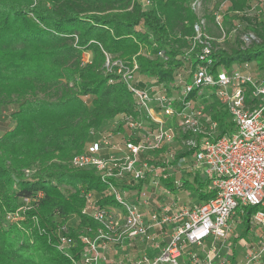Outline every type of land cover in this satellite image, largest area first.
I'll return each instance as SVG.
<instances>
[{"label":"trees","instance_id":"trees-1","mask_svg":"<svg viewBox=\"0 0 264 264\" xmlns=\"http://www.w3.org/2000/svg\"><path fill=\"white\" fill-rule=\"evenodd\" d=\"M145 1L0 0V264H76L85 246L81 235L93 236L98 227L82 213L84 193L96 191L98 204H113L101 196L106 184L94 169L69 164L97 138L92 131L135 113L132 93L108 70V57L136 61L141 87L149 80L173 84L179 70H187L189 80L198 51L189 48L199 21L190 0ZM252 1L230 0L227 13L238 16ZM252 32L261 44L216 49L211 70L251 63L263 71L264 33ZM208 109L220 134L233 130L218 99ZM191 183L198 201L214 196L199 178ZM25 198L33 200L26 204ZM254 211L247 207L242 218L248 228ZM71 218L76 223L69 224ZM63 236L74 240L68 252L59 248ZM180 264L189 263L183 258Z\"/></svg>","mask_w":264,"mask_h":264},{"label":"built area","instance_id":"built-area-1","mask_svg":"<svg viewBox=\"0 0 264 264\" xmlns=\"http://www.w3.org/2000/svg\"><path fill=\"white\" fill-rule=\"evenodd\" d=\"M222 16L218 10L214 19L223 31ZM195 31L189 51L198 49L197 63L187 82L181 76L177 84L141 87L136 61L114 64L107 58L132 93L135 113L119 114L110 128L92 131L97 138L69 161L75 169H94L106 184L101 196L113 200L101 206L98 192L84 193L82 213L98 227L93 236L81 235L85 246L76 264H180L185 253L189 264H253L264 256V234L241 262L223 256L217 244L231 238V219L242 220L247 207H255L251 223L264 227V79L238 67L211 70L212 37L201 21ZM209 97L227 109L233 130L220 134ZM194 177L214 196L182 200L180 193L190 195L184 181ZM137 242L145 245L143 253L125 260L112 256V250ZM72 245L73 238L63 236L59 248L68 252Z\"/></svg>","mask_w":264,"mask_h":264},{"label":"rangeland","instance_id":"rangeland-1","mask_svg":"<svg viewBox=\"0 0 264 264\" xmlns=\"http://www.w3.org/2000/svg\"><path fill=\"white\" fill-rule=\"evenodd\" d=\"M194 0H190V5ZM224 2H229L227 0H199V3L193 8V11L198 15L199 21L203 23V32H206L209 36L212 37L213 44L216 49H223L227 51H231L232 48L237 46L241 48H246L249 46H253L256 44H261V40L252 32V27L261 29V32L264 33V0H253L250 6L245 10L244 13H240L238 16H235L237 13H227V7L220 9V5ZM220 10L222 16V26L223 31L218 27L216 20L213 19L212 22L208 19V16L214 17L215 12ZM228 15L229 18L227 22H225V15ZM247 17L250 19V24L243 20L242 17ZM198 21V22H199ZM197 23V22H196ZM205 24V25H204ZM260 24L262 25L260 27ZM92 58V52L87 51L84 54V60L89 61ZM119 59L114 60L117 61ZM238 67L240 69H245L247 71L252 72V74L259 79H264V70H260L257 66L251 63L237 64L234 63L231 65V68ZM108 70L113 72L112 68L108 67ZM187 73V70L181 72L180 70L176 73L173 84H177L180 77ZM149 82L154 83L153 80H149ZM158 87H161L162 84H156ZM170 85V84H169ZM211 89L206 88V93H209ZM212 98L209 97V103L212 101ZM199 100L194 101V104H197ZM229 115V113H228ZM230 116V115H229ZM192 183H187V188L189 189L190 195L186 193H180V197L182 200H185L186 203H196L197 198L194 194H192ZM180 190L176 188V193H179ZM30 203L29 201H26ZM23 218L22 216H18V218ZM76 223L75 218H71L69 224ZM232 224V233L231 238L221 242L222 244H218L220 247V253L223 256H227L228 258L238 259V262L244 261L246 259L247 252L250 249L256 250L260 245L261 236L264 234V227L254 225L250 223L249 228L239 220L237 216H234L231 219ZM145 250V245L137 242L133 247H122L118 249V252L115 256L118 260H125L128 257L136 256L140 253H143ZM147 250V249H146ZM197 250V249H196ZM114 253V250H112ZM185 262H188L187 254L184 255ZM253 264H264V256L260 257Z\"/></svg>","mask_w":264,"mask_h":264}]
</instances>
